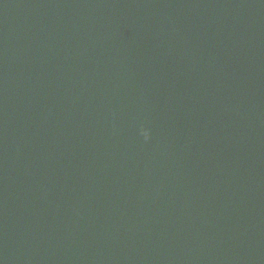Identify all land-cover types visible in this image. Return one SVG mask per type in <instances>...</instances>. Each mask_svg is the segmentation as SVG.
<instances>
[{
	"label": "water",
	"instance_id": "obj_1",
	"mask_svg": "<svg viewBox=\"0 0 264 264\" xmlns=\"http://www.w3.org/2000/svg\"><path fill=\"white\" fill-rule=\"evenodd\" d=\"M0 264H264V0H0Z\"/></svg>",
	"mask_w": 264,
	"mask_h": 264
},
{
	"label": "clouds",
	"instance_id": "obj_2",
	"mask_svg": "<svg viewBox=\"0 0 264 264\" xmlns=\"http://www.w3.org/2000/svg\"><path fill=\"white\" fill-rule=\"evenodd\" d=\"M145 138H147V137H145Z\"/></svg>",
	"mask_w": 264,
	"mask_h": 264
}]
</instances>
